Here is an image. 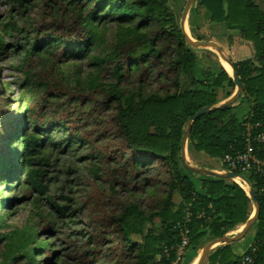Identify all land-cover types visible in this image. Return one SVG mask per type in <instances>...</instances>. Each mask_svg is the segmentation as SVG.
<instances>
[{"label":"trees","instance_id":"16d2710c","mask_svg":"<svg viewBox=\"0 0 264 264\" xmlns=\"http://www.w3.org/2000/svg\"><path fill=\"white\" fill-rule=\"evenodd\" d=\"M200 1L212 21L224 20L229 27L238 28L243 39L252 42L254 57L259 63L255 66L251 59H244L232 64L244 93L253 97L247 116L238 120L231 112V106L213 109L194 119L189 130L187 140L196 151L210 157L234 156L245 146V123L258 124L251 128L252 136L264 130V11L255 0ZM43 5L48 8L51 19L45 24L49 27L46 34L20 35L10 45L0 35V54H7L12 71L18 72L20 90H25L31 81H35L37 64L48 71V75L38 83L42 87L40 98L32 102L23 101L24 93H21L15 101L17 104L22 102L24 115L28 113V118L35 120L36 124L27 128L20 120L21 116L17 119L20 125L11 130L7 138L18 137L21 149L12 153L14 164L6 168L4 176L11 181L22 174L26 176L25 184L32 188L40 186L41 170L34 165L47 166L53 148L79 150L90 141L86 126L81 124L83 120L74 107L64 106L58 116L51 118L39 114V111L65 95L61 64L65 58L77 55L71 52L76 46L85 44L78 48L80 53L86 49L100 19L114 18L120 23L136 21L133 25L128 24V30L134 31L135 36L128 38L124 35L107 56L114 60L110 71L112 82L100 103L106 111L112 112L108 118L110 127L122 144L118 152L106 156L107 163L112 165L110 178L119 184L127 182L126 178H132L135 187L148 188L157 183V175L169 171V176L163 196L153 204L143 206L136 199L121 202L110 218V227L120 242L119 246H115V250L107 244L105 249L109 251L103 253L104 244L94 238L89 257H86L87 263L172 264L180 241L178 224H185L188 228L187 247H191L199 245L205 237L222 236L243 223L250 199L238 183L209 175L199 178L197 186L191 171L178 164L181 137L188 116L203 106L215 104L213 87L221 86L225 80L230 85L233 82L221 70L212 74L210 82L191 78V84L199 83L207 89L181 87L180 76L192 69L196 54L186 44L165 0H67L66 3L63 0H43ZM56 7H63V11L59 13ZM57 41H66L67 44L53 55L51 44ZM122 78L130 81L121 84ZM92 101L95 100L88 96L78 106L92 110L94 108L88 106ZM3 119L0 111V134L4 133L1 130ZM108 129L102 130L101 138ZM253 146L254 152L264 158L261 143L254 141ZM246 178L259 204L253 242L256 249L253 253L247 250L238 255L229 244H224L208 255L207 264H241L244 255H251V264H264V177L251 172ZM175 192L179 196L178 203L173 200ZM49 205L51 209L45 213V227L53 231L56 218L67 215L64 213L67 205L52 201ZM186 213L189 215L187 221ZM97 236H102V230ZM32 251L18 254L13 258L14 263L31 264ZM43 251L35 250L34 253ZM57 253L54 250L50 260L42 259L43 264L55 263Z\"/></svg>","mask_w":264,"mask_h":264},{"label":"rangeland","instance_id":"374dc122","mask_svg":"<svg viewBox=\"0 0 264 264\" xmlns=\"http://www.w3.org/2000/svg\"><path fill=\"white\" fill-rule=\"evenodd\" d=\"M66 2L67 0H63V3ZM181 2L182 0H174L170 3L177 24L180 20ZM56 9L59 13L63 11V7ZM48 12L43 0H0V35L3 36L5 43L10 45L20 35L31 37L46 34L49 27L45 24L51 22ZM135 22L120 23L114 18L108 20L107 17H103L97 22L93 39L86 49L80 53L78 48L85 44L76 46L71 52L77 55H71L62 62L65 95L59 97L56 103L52 102L39 111V114L51 118L58 116L64 106L74 107L79 114L78 117L83 120L81 124L86 126L90 141L79 150L60 151L59 147L53 148L47 166H33L41 170L38 178L41 185L35 188L25 184L26 176L22 174L11 181L3 174L7 172L8 166L14 164L13 154L21 149L18 137L7 136L20 125L17 120L20 116L22 118L20 120L25 122L27 128H32L36 124L35 120L28 118V113L24 115L22 102L17 104L15 101L20 98L21 93H24L23 101L32 102L40 98L42 87L38 83L41 78L48 75V71L37 64L34 69L35 81H31L25 90H20L18 72L12 71L8 55L0 54V111L4 115L1 127L4 133L0 134V264H15L13 258L18 254L40 249L45 251L41 254L31 252V264H43L42 259L50 260L54 250L58 253L55 263L52 264H89L86 257H89L94 238L104 244L103 253L109 251L105 249L107 244L115 250L117 248L115 246H119L120 242L118 243L110 227V218L121 202L136 199L141 205L147 206L163 196L169 171L157 175V183L148 188L135 187L132 178H126L127 182L123 184L113 183L109 171L112 165H109L106 159V156L118 152L122 147L115 130L110 127L108 118L112 112L106 111L104 105L100 103L112 82L110 71L114 67V60L107 56L113 52L120 38L135 36L134 31L128 30V24L133 25ZM37 27H40L39 30ZM66 44V41L53 42L52 54L57 53ZM242 51L243 48L239 53ZM223 61L225 60L221 59V63ZM122 79L121 84L130 81ZM186 83L187 81L183 83V87L188 86ZM88 96L95 100L88 103V106L94 108L92 110L78 106L81 100ZM247 104L244 100L231 108V112L237 117L242 116L246 114ZM104 128L109 129L101 138L99 134ZM184 161L191 165L188 156H185L184 160L180 156L178 164L185 167ZM208 165L220 168L214 160ZM199 174L206 176L202 172ZM242 174L248 176V172ZM191 177L198 183V175L191 172ZM233 180L248 190V186L238 178ZM175 194L177 193H173V200L176 202L178 197ZM49 201L67 205L64 212L67 215L56 218L53 231L45 227L47 226L45 213L51 209ZM101 230L102 236H97ZM210 240L209 237H205L199 245L186 247L180 255L176 254V260L172 264H190L198 256L187 262L189 258L199 254L203 245Z\"/></svg>","mask_w":264,"mask_h":264},{"label":"crops","instance_id":"0c3cea01","mask_svg":"<svg viewBox=\"0 0 264 264\" xmlns=\"http://www.w3.org/2000/svg\"><path fill=\"white\" fill-rule=\"evenodd\" d=\"M171 1H174V0H165V4L168 7L169 11L173 14V17L175 19L174 13L170 6ZM185 3H186V0H182L181 7H180V20L178 22V26L180 25V22L182 21L183 31L193 41H198V42L209 41V42H214L215 44H217L221 48L223 57L221 56L219 51H217L212 46H201L199 48H193L196 54L195 63L192 69L188 73H184L180 76L181 87H183V83L187 81L188 86L183 87L184 89L185 88L207 89L206 86L199 84V83L191 84V78L202 80L204 82H210L212 80V74L217 73L221 70H224L226 74L228 75V77L232 80V71H234L233 67L230 65L231 72H228V70H226V68H224V66L221 63V59H224V58L230 60L232 64L233 62H236V61H240L244 59H251L255 66H259V63L256 61L254 57V48H253L252 42L249 40L243 39L242 34L238 28L229 27L224 20L212 21L210 19V13L201 4L200 0H193L190 6L188 7V9L185 11V14L183 15ZM255 3L258 4L259 8L264 11V0H255ZM175 21L177 23L176 19ZM185 25H186L187 31H185ZM242 48L244 51H242V53H239ZM241 56L243 58H241ZM206 73L209 74V76H206ZM184 77H186V79H184ZM212 89L214 91L215 98H216V102L214 105H216L228 99L235 92L236 87L234 83L233 85H230L225 80L222 82L221 86L213 87ZM243 99L247 101L248 108H247L246 114H242V116L237 117L236 114L234 113L238 120H242L245 116L248 115L251 105H252L253 97L245 94L244 91L242 90L238 98L234 100V102L231 105H229L231 106V108H233L239 105L241 102H243L244 101ZM185 156H188L190 163L193 166H196V167L199 166L201 168H206V169L215 171L217 173H222L225 171V168L222 165L219 157H210L202 151H196L193 148L192 144L190 143L188 144V140L185 145ZM212 160L216 161V163L220 166V168H215V167L208 165V163ZM191 172L194 175H198V178L209 176L208 174H206V176H203L199 174V172H195V171H191ZM192 179L194 181V178ZM224 179H226V181L235 182V180L231 178H224ZM194 183L197 186H199V180H198V183H196L195 181ZM244 190L247 193V190L246 189ZM177 197H178V200L176 202L174 200L175 203L179 202V196L177 195ZM252 206H251V201H250V203L248 204L247 218H249L253 214ZM244 222L235 225L233 228L229 229L224 235H226L227 237H230L236 234L242 228ZM255 232H256V226L254 222L248 228V230L245 232V234L242 237L230 243H226V244H229L231 250L235 254H238V255H242L247 250L251 252V248L255 246V244L253 243L255 240ZM212 239L214 238H211V240ZM216 245L218 246L214 245L212 246L213 248L212 247L210 248L202 264H207L208 255L211 252H213L217 247H220L224 244L222 243V244H216ZM199 254L192 256L191 258H189L187 262L191 261L196 256H199ZM195 260L192 261L190 264H194Z\"/></svg>","mask_w":264,"mask_h":264},{"label":"water","instance_id":"95a60500","mask_svg":"<svg viewBox=\"0 0 264 264\" xmlns=\"http://www.w3.org/2000/svg\"><path fill=\"white\" fill-rule=\"evenodd\" d=\"M193 0H186L185 6H184V12L183 15L185 14V11L188 9V7L190 6L191 2ZM179 28L181 29L182 33L184 34L185 37V42L186 44H188L190 47L192 48H199L201 46H212L214 47L217 51H219V53L222 55L221 52V48L215 44L214 42H209V41H205V42H198V41H193L191 40L183 31V22H180ZM227 63L229 65L232 66V63L230 60L224 58ZM232 81L235 84V92L225 101L216 104V105H212V106H203L202 108H200L199 110H197L194 114L188 116V118L186 119V123H185V129L183 132V135L181 137V144H180V156L182 158V160L185 159V145L187 142V138H188V134H189V130L191 127V123L194 119L198 118L200 115L209 112L210 110L213 109H220V108H225L229 105H231L234 100H236L238 98V96L241 94L242 90H243V85L239 79V77L237 76L236 72L232 71ZM184 166L191 171H195V172H202L208 175H213V176H219V177H223V178H231V179H235L238 178L240 179L243 183H245L248 186V190H247V195L251 201V203L253 204V214L252 216H250L249 218H247L242 226V228L234 235L227 237L226 235H222L219 237H216L208 242H206L203 247L202 250L198 256V260L195 264H202L207 256L208 251L210 250V248L216 244H226V243H230L240 237H242L245 232L248 230V228L255 222V220L257 219L258 216V212H259V204L256 200L255 197V192L254 189L252 187V185L248 182L247 178L238 172H234V171H224L222 173H217L215 171L206 169V168H201V167H196V166H191L189 164H186L184 161Z\"/></svg>","mask_w":264,"mask_h":264},{"label":"built area","instance_id":"2783aa9c","mask_svg":"<svg viewBox=\"0 0 264 264\" xmlns=\"http://www.w3.org/2000/svg\"><path fill=\"white\" fill-rule=\"evenodd\" d=\"M245 130L243 132L245 146L242 152L235 154L234 156L225 155L220 158L222 165L225 168V171H234L238 173L248 172L259 174L264 177V158H260L254 152L253 142H260L261 149L264 150V130L256 135L252 136L251 128L257 126L258 124H249L245 123ZM258 148V147H256ZM188 213L185 214V221L188 220ZM178 234H179V243L176 246V254L180 255L182 250H184L188 245V228L185 224H178ZM256 249V246L251 248L253 253ZM252 257L251 255H244L241 260V264H251Z\"/></svg>","mask_w":264,"mask_h":264},{"label":"bare ground","instance_id":"6f19581e","mask_svg":"<svg viewBox=\"0 0 264 264\" xmlns=\"http://www.w3.org/2000/svg\"><path fill=\"white\" fill-rule=\"evenodd\" d=\"M222 64H223V66H224V68H226V70H228V72H231V67H230V65L226 62V61H223L222 62ZM240 180V179H239ZM237 181V180H236ZM241 181V180H240ZM242 182V181H241ZM241 185V184H240ZM242 186V185H241ZM245 186V185H244ZM245 188V187H244ZM197 260H198V257L196 258V260H195V263L197 262ZM194 263V264H195Z\"/></svg>","mask_w":264,"mask_h":264}]
</instances>
